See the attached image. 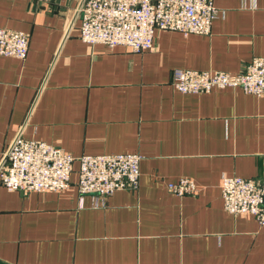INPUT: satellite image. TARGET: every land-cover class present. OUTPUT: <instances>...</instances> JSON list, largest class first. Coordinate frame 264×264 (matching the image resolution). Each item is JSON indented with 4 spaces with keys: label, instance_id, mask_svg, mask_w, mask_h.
<instances>
[{
    "label": "crops",
    "instance_id": "1",
    "mask_svg": "<svg viewBox=\"0 0 264 264\" xmlns=\"http://www.w3.org/2000/svg\"><path fill=\"white\" fill-rule=\"evenodd\" d=\"M78 0H0V26L28 34L0 54V156L18 133L77 157L140 155L134 189L92 205L76 187L0 184V264H264V224L223 208V175L264 178V95L182 93L176 69L237 73L264 56V0H213L208 34L156 30L153 49L89 44ZM188 178L195 191L167 184Z\"/></svg>",
    "mask_w": 264,
    "mask_h": 264
},
{
    "label": "built area",
    "instance_id": "2",
    "mask_svg": "<svg viewBox=\"0 0 264 264\" xmlns=\"http://www.w3.org/2000/svg\"><path fill=\"white\" fill-rule=\"evenodd\" d=\"M219 9L213 0H78L67 31L78 19V36L89 44L123 45L132 51L153 49L156 30L183 35L208 34ZM28 34L0 26V54L23 58ZM172 86L182 93L208 92L212 88L238 87L245 93L264 95V56H254L237 73L176 69ZM140 155L111 153L73 156L45 141L15 135L0 156V184L8 190L57 191L70 184L78 166V192L91 197L92 205L119 189H134L139 179ZM177 195L195 191L188 178L167 184ZM223 208L250 213L264 224V178L223 175L220 182Z\"/></svg>",
    "mask_w": 264,
    "mask_h": 264
}]
</instances>
